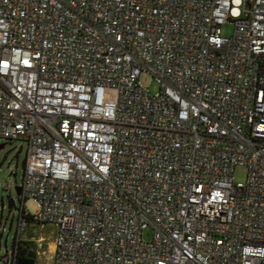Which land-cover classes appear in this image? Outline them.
<instances>
[{"label":"built area","instance_id":"obj_1","mask_svg":"<svg viewBox=\"0 0 264 264\" xmlns=\"http://www.w3.org/2000/svg\"><path fill=\"white\" fill-rule=\"evenodd\" d=\"M2 139L28 148L0 264H48L45 224L49 264H264V0H0Z\"/></svg>","mask_w":264,"mask_h":264},{"label":"rangeland","instance_id":"obj_2","mask_svg":"<svg viewBox=\"0 0 264 264\" xmlns=\"http://www.w3.org/2000/svg\"><path fill=\"white\" fill-rule=\"evenodd\" d=\"M222 32L224 35H231L234 32V24L231 22L223 24ZM141 81L151 93L156 94L159 91V86L151 72H143ZM0 145H2L0 148V248L4 251L6 246L13 247V236L17 231L18 211L14 205H11V201L12 199L20 201L16 186L21 185L23 181L28 145L27 142L20 139L14 141L2 139ZM247 174V167L238 166L235 169V180L237 182L245 181ZM26 206L32 212L38 209V203L34 199L28 200ZM22 236L25 239L30 236L43 237V247L50 253L47 259L42 255L38 261L51 263V251H54L55 248V225H30L27 231L22 233ZM146 237L150 238L149 232Z\"/></svg>","mask_w":264,"mask_h":264},{"label":"water","instance_id":"obj_3","mask_svg":"<svg viewBox=\"0 0 264 264\" xmlns=\"http://www.w3.org/2000/svg\"><path fill=\"white\" fill-rule=\"evenodd\" d=\"M2 145H0V148ZM18 195L21 194V186H16ZM18 264H35V252L27 247H23L20 252Z\"/></svg>","mask_w":264,"mask_h":264},{"label":"trees","instance_id":"obj_4","mask_svg":"<svg viewBox=\"0 0 264 264\" xmlns=\"http://www.w3.org/2000/svg\"><path fill=\"white\" fill-rule=\"evenodd\" d=\"M11 205H13V201H11ZM24 246H28V245H30L31 244V242L30 241H23V243H22Z\"/></svg>","mask_w":264,"mask_h":264}]
</instances>
